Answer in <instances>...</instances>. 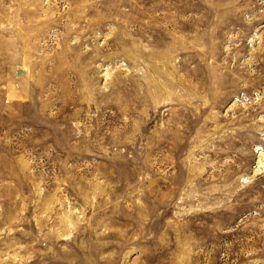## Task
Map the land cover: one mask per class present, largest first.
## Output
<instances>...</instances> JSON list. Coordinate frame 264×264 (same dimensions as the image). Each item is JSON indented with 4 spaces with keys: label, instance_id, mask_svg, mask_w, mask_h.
I'll list each match as a JSON object with an SVG mask.
<instances>
[{
    "label": "rangeland",
    "instance_id": "obj_1",
    "mask_svg": "<svg viewBox=\"0 0 264 264\" xmlns=\"http://www.w3.org/2000/svg\"><path fill=\"white\" fill-rule=\"evenodd\" d=\"M0 264H264V0H0Z\"/></svg>",
    "mask_w": 264,
    "mask_h": 264
}]
</instances>
